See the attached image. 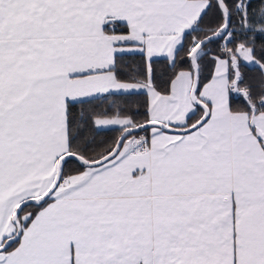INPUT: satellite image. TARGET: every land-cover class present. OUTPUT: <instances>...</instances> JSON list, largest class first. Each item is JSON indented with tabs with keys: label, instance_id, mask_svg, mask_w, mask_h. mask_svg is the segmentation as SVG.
I'll return each instance as SVG.
<instances>
[{
	"label": "snow or ice",
	"instance_id": "snow-or-ice-1",
	"mask_svg": "<svg viewBox=\"0 0 264 264\" xmlns=\"http://www.w3.org/2000/svg\"><path fill=\"white\" fill-rule=\"evenodd\" d=\"M0 264H264V0H0Z\"/></svg>",
	"mask_w": 264,
	"mask_h": 264
},
{
	"label": "trees",
	"instance_id": "trees-1",
	"mask_svg": "<svg viewBox=\"0 0 264 264\" xmlns=\"http://www.w3.org/2000/svg\"><path fill=\"white\" fill-rule=\"evenodd\" d=\"M115 133H113V132H104V133H101V135L103 136V137H109V136H112V135H114Z\"/></svg>",
	"mask_w": 264,
	"mask_h": 264
}]
</instances>
